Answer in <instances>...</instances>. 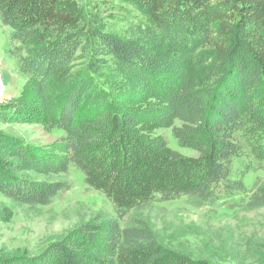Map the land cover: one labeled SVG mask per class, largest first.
Masks as SVG:
<instances>
[{"label":"trees","instance_id":"1","mask_svg":"<svg viewBox=\"0 0 264 264\" xmlns=\"http://www.w3.org/2000/svg\"><path fill=\"white\" fill-rule=\"evenodd\" d=\"M113 2L148 23L128 25L124 37L107 32L102 8L128 10ZM0 21L27 77L21 95L0 105V124L64 133L62 146L36 147L0 130V194L49 207L71 184L27 172L66 176L73 167L116 214L83 222L39 255L0 254V264H213L166 246L144 219L121 221L182 197L214 207L222 192L264 207V185L249 196L243 172L232 178L238 158L264 170V0H0ZM205 46L214 54L201 53ZM74 61L84 69L71 75ZM88 89L106 96V109L85 113ZM141 98L148 109L126 104ZM144 117L197 156L149 134Z\"/></svg>","mask_w":264,"mask_h":264},{"label":"rangeland","instance_id":"2","mask_svg":"<svg viewBox=\"0 0 264 264\" xmlns=\"http://www.w3.org/2000/svg\"><path fill=\"white\" fill-rule=\"evenodd\" d=\"M101 1V0H92ZM114 3V2H113ZM125 7L127 11L113 8H102L105 11L107 32L124 37L130 24H147V18L128 5L114 3ZM216 27V24H213ZM15 43L10 39V30L0 21V79L4 82L7 97L1 98L0 105L9 103L21 95L27 77L21 73L18 59L13 54ZM209 56L214 54L212 46L199 50ZM71 75L81 72L84 67L81 61L71 64ZM122 72L121 75H124ZM103 90L118 91L103 82L97 83ZM88 89L87 95L93 96L90 102H84L86 114L93 113L98 107L107 106L106 96H101L93 89ZM108 92V91H107ZM154 101V100H153ZM150 101L141 98L127 101V105L148 109ZM141 120V128L152 136L163 137L168 145L185 155L197 156V152L179 146L173 137L172 129L156 128ZM181 122H176L180 126ZM4 133L20 138L25 143L36 147H48L54 144H64L63 131L54 128L47 130L37 123L0 124ZM232 178L238 179L243 172L247 195H251L258 187L264 185L263 169H247V159L238 158L233 161ZM33 179L39 181H66L71 184V190L60 197L49 207H39L30 210L0 194V254L27 256L39 255L50 243L61 239L67 233L98 216L103 219L115 218L116 214L107 198L85 184L81 171L71 167L68 175L51 176L44 173L27 172ZM219 193L217 201L210 207L201 205L191 197H182L174 201L153 203L136 209L130 216L121 221L123 227L133 219H144L156 233L158 239L173 250L187 253L194 258L209 259L213 264H258L264 244V207L249 209L242 205L243 193L233 196ZM234 203L235 207H227Z\"/></svg>","mask_w":264,"mask_h":264},{"label":"built area","instance_id":"3","mask_svg":"<svg viewBox=\"0 0 264 264\" xmlns=\"http://www.w3.org/2000/svg\"><path fill=\"white\" fill-rule=\"evenodd\" d=\"M0 96L1 98L7 97V90L5 89L4 82L0 79Z\"/></svg>","mask_w":264,"mask_h":264}]
</instances>
